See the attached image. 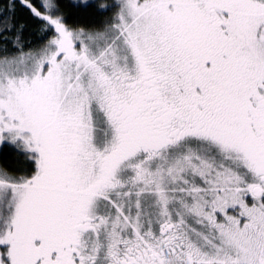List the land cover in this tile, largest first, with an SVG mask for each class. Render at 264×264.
Wrapping results in <instances>:
<instances>
[{"label":"snow or ice","instance_id":"6c2138e0","mask_svg":"<svg viewBox=\"0 0 264 264\" xmlns=\"http://www.w3.org/2000/svg\"><path fill=\"white\" fill-rule=\"evenodd\" d=\"M72 3L0 0V264H264V0Z\"/></svg>","mask_w":264,"mask_h":264},{"label":"trees","instance_id":"16d2710c","mask_svg":"<svg viewBox=\"0 0 264 264\" xmlns=\"http://www.w3.org/2000/svg\"><path fill=\"white\" fill-rule=\"evenodd\" d=\"M89 2L92 3L93 0H90ZM109 2H113V0H109ZM62 11L66 14V22L69 25H74L78 23L88 24L98 19L97 14L93 8L74 7L72 0H64ZM15 14L17 20L25 24L23 38L26 45V51L29 48H38L46 42L47 36H43L41 34L40 22L38 20L33 19L28 13L27 9H24L20 7L19 4H17ZM48 35H50V33ZM9 47H11V45H9ZM0 161L4 166H15L14 155L10 150H7L5 148L1 150Z\"/></svg>","mask_w":264,"mask_h":264},{"label":"rangeland","instance_id":"374dc122","mask_svg":"<svg viewBox=\"0 0 264 264\" xmlns=\"http://www.w3.org/2000/svg\"><path fill=\"white\" fill-rule=\"evenodd\" d=\"M90 1V0H89ZM3 148H5V149H7V150H10L11 152H12V154L14 155V152H13V150H12V148L10 147V146H8V145H3V146H0V153H1V150L3 149ZM0 165H2V163H1V161H0ZM249 202L251 201V197L249 196V197H247L246 198ZM238 211V210H237ZM229 213L230 214H236L235 212H233L231 209L229 210Z\"/></svg>","mask_w":264,"mask_h":264}]
</instances>
